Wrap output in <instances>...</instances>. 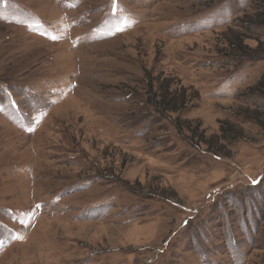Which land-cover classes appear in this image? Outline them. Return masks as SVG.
<instances>
[{
    "label": "rangeland",
    "instance_id": "1",
    "mask_svg": "<svg viewBox=\"0 0 264 264\" xmlns=\"http://www.w3.org/2000/svg\"><path fill=\"white\" fill-rule=\"evenodd\" d=\"M263 82L264 0H0V264H264Z\"/></svg>",
    "mask_w": 264,
    "mask_h": 264
},
{
    "label": "trees",
    "instance_id": "2",
    "mask_svg": "<svg viewBox=\"0 0 264 264\" xmlns=\"http://www.w3.org/2000/svg\"><path fill=\"white\" fill-rule=\"evenodd\" d=\"M264 83V82H263ZM167 90L169 92V94L171 96H179V92H180V88H174L172 90L169 89V87L163 89L161 87V97L163 99H165L166 97H164V91ZM169 101L166 102L164 101V105L163 106H168L167 110L171 111V112H174V113H178V112H181L183 111V107L185 105V108H186V105H187V102L186 101H183V102H179L177 98L173 99L171 97H168L167 98ZM181 100V99H180Z\"/></svg>",
    "mask_w": 264,
    "mask_h": 264
},
{
    "label": "snow or ice",
    "instance_id": "3",
    "mask_svg": "<svg viewBox=\"0 0 264 264\" xmlns=\"http://www.w3.org/2000/svg\"><path fill=\"white\" fill-rule=\"evenodd\" d=\"M255 183V181H253ZM39 207V206H38Z\"/></svg>",
    "mask_w": 264,
    "mask_h": 264
}]
</instances>
